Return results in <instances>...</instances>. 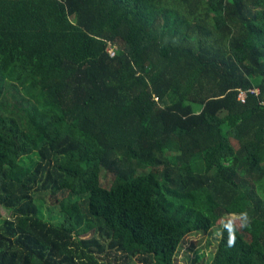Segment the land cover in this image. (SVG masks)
Segmentation results:
<instances>
[{
    "label": "trees",
    "instance_id": "16d2710c",
    "mask_svg": "<svg viewBox=\"0 0 264 264\" xmlns=\"http://www.w3.org/2000/svg\"><path fill=\"white\" fill-rule=\"evenodd\" d=\"M213 228L207 264H264V0H0V264Z\"/></svg>",
    "mask_w": 264,
    "mask_h": 264
},
{
    "label": "rangeland",
    "instance_id": "374dc122",
    "mask_svg": "<svg viewBox=\"0 0 264 264\" xmlns=\"http://www.w3.org/2000/svg\"><path fill=\"white\" fill-rule=\"evenodd\" d=\"M111 51L112 49L109 50V52ZM50 204V200H47V204H43L41 210L44 218L54 221L60 216L61 212L59 206ZM1 213L5 217L11 216L10 212L4 209H1ZM233 220L237 222L238 218L233 217ZM216 236V228H213L208 233H198L190 236L188 242L184 244L183 249L179 253L175 264H207L216 247Z\"/></svg>",
    "mask_w": 264,
    "mask_h": 264
},
{
    "label": "built area",
    "instance_id": "2783aa9c",
    "mask_svg": "<svg viewBox=\"0 0 264 264\" xmlns=\"http://www.w3.org/2000/svg\"><path fill=\"white\" fill-rule=\"evenodd\" d=\"M111 53L114 54L113 51H111ZM239 98H240L241 100H243V98H244V92L241 91V92L239 93Z\"/></svg>",
    "mask_w": 264,
    "mask_h": 264
},
{
    "label": "clouds",
    "instance_id": "9594fccd",
    "mask_svg": "<svg viewBox=\"0 0 264 264\" xmlns=\"http://www.w3.org/2000/svg\"><path fill=\"white\" fill-rule=\"evenodd\" d=\"M110 49H112V51L114 52V49H113V48H110ZM110 49H109V50H110ZM110 53H111V52H110Z\"/></svg>",
    "mask_w": 264,
    "mask_h": 264
}]
</instances>
